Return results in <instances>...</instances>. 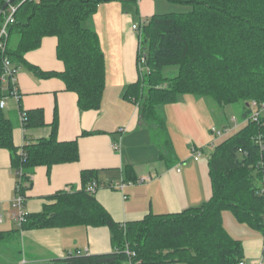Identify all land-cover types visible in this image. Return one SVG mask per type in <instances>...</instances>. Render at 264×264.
I'll return each mask as SVG.
<instances>
[{
  "label": "trees",
  "instance_id": "16d2710c",
  "mask_svg": "<svg viewBox=\"0 0 264 264\" xmlns=\"http://www.w3.org/2000/svg\"><path fill=\"white\" fill-rule=\"evenodd\" d=\"M136 0H14V22L7 27L5 55L38 78L57 77L77 95L80 110L100 108L105 88V57L96 32L82 26L98 6ZM191 6L188 12L153 14L141 24L137 63L140 74L124 97L138 108L139 125L152 130L159 157L169 164L176 154L159 107L175 103L179 95L210 98L219 106L242 104L246 124L209 152L211 195L200 206L176 213H147L141 219L117 222L86 187L97 180L96 169L80 172V187L57 191L41 211L26 213L19 230L51 227H107L111 251L76 254L62 264H239L245 261L242 242L224 228L222 211L230 210L238 222L264 238V115L249 118L250 102L264 103V0H164ZM0 25L8 13L2 10ZM12 34L18 38L9 46ZM57 38L56 56L62 71H43L25 59L44 37ZM144 61L139 65L140 57ZM176 65L177 75L165 77L163 68ZM145 69V70H143ZM2 54H0V75ZM6 95L0 81V99ZM24 129L46 124L41 108L23 110ZM13 123L0 108V148L11 155L18 172L15 193L25 197L37 166L79 160L77 139L57 138V113L50 134L18 147ZM211 131V130H210ZM94 131H83L89 135ZM124 182H136L132 164L124 166ZM26 199V197H25ZM19 230L0 231V245L18 238ZM264 259V248L263 257Z\"/></svg>",
  "mask_w": 264,
  "mask_h": 264
},
{
  "label": "crops",
  "instance_id": "0c3cea01",
  "mask_svg": "<svg viewBox=\"0 0 264 264\" xmlns=\"http://www.w3.org/2000/svg\"><path fill=\"white\" fill-rule=\"evenodd\" d=\"M130 2L101 4L81 23L97 33L105 57V88L99 109L80 110L76 93L66 90L61 79L38 78L20 66L16 75L19 105L13 98H8L3 108L13 123L14 144L22 147L49 136L50 123L57 113V138L61 141L77 139L79 147L76 162L55 164L50 169L42 165L35 168L32 185L25 192L27 213L41 211L43 203L57 191L78 189L80 172L84 169L97 170L95 196L120 223L141 219L147 213H176L197 207L211 195L207 170L189 164V157L176 155L172 165L159 157V147L151 140L147 128L139 125L137 106L124 97L126 87L137 81L140 74L137 63L139 38L132 25L146 21L164 7V0H136L135 5ZM56 45V37H44L40 47L27 52L25 59L43 71H62L64 64L56 56ZM195 99L200 102L197 97ZM181 102L186 103L185 110L187 107L192 111L198 108L194 100L185 97L169 104L178 120L183 112ZM19 107L23 110L43 109L46 124L24 129L19 119ZM179 124L185 137L197 136L194 124L187 127L180 120ZM185 127L189 132L183 130ZM120 128L124 130L120 132ZM83 131L95 133L82 135ZM117 141L119 148L114 149L112 145ZM126 164L133 165L137 181L127 182L122 190L111 187L110 184L123 181ZM17 178L18 172L11 167L10 152L0 148V231L20 228L13 218ZM256 232L259 235L251 232L248 238L241 240L246 262L263 257V235ZM0 247L11 256L10 261L0 260V264H62L61 260L70 255L101 254L112 249L107 227L82 225L19 230L16 240Z\"/></svg>",
  "mask_w": 264,
  "mask_h": 264
},
{
  "label": "rangeland",
  "instance_id": "374dc122",
  "mask_svg": "<svg viewBox=\"0 0 264 264\" xmlns=\"http://www.w3.org/2000/svg\"><path fill=\"white\" fill-rule=\"evenodd\" d=\"M164 7L159 9V11H156L157 14H163V13H169V12H188L191 10V6L187 4H178V3H171L168 1H164ZM135 5L134 1L130 2V5ZM146 23L145 20L142 21V23H139V21L136 23V25L144 24ZM17 34H12L9 39V46H15L17 41ZM145 70V69H143ZM178 68L176 65H166L163 68V75L165 77H174L177 75ZM182 97H185V99H192L195 101L196 105H198V108L195 110H191L187 107V110H185L186 106L184 102H181L182 108L180 109L182 112V115H179V120L183 122L184 124H187V127L194 124V129H196L197 136L189 137L184 136L182 134V130L179 129L182 127L181 124H179L178 117L175 116V114H172L170 111V106L163 105L159 107L160 113L164 117L166 124L169 126V131L171 132V135L173 136V146L176 152V155H178L180 158L189 157L187 162L189 164L193 163V165H198L205 170L208 173V163L207 158L209 155V152L212 151V149L219 144L221 141L232 135L234 132L241 129L245 124L247 120L241 119V107L242 104L236 103V104H227L225 106H219L214 101H212L210 98H198L200 99L199 103L196 102L195 96H192L190 94H184L178 96V102L179 99H182ZM261 114L264 115V108L261 110ZM211 126L218 128V130H223L224 128L227 129L224 134L221 136H216L214 133L210 131ZM147 128V132L150 133V137L152 134V130L149 127ZM186 132H189V128L185 129ZM192 130V129H190ZM151 140L154 142V140L151 138ZM156 144V143H155ZM195 145V146H194ZM194 149H198L201 151V154L198 158V160H193L194 155ZM182 164V162L180 163ZM184 164H182L181 167H183ZM209 177V176H208ZM207 177V179H208ZM259 186H263L264 184L259 181ZM222 221L223 226L225 230L233 237L238 240H243L244 238H248L250 236V233H256L259 235L258 232L254 231V229L250 228L244 223H240L237 221L235 216L232 214L230 210H223L222 213ZM242 242V241H241ZM11 256L4 252L2 247H0V260L4 262L10 261ZM5 263V262H4ZM251 262H247V264H250ZM165 264V263H164Z\"/></svg>",
  "mask_w": 264,
  "mask_h": 264
},
{
  "label": "built area",
  "instance_id": "2783aa9c",
  "mask_svg": "<svg viewBox=\"0 0 264 264\" xmlns=\"http://www.w3.org/2000/svg\"><path fill=\"white\" fill-rule=\"evenodd\" d=\"M38 1V0H36ZM17 5L9 4L8 5V13L5 15L1 25H0V54H2V71L0 75V81L3 84V90L5 91L6 95H4L0 99V108H5L7 99L13 98L16 104L19 105L20 101V93L16 84V75L19 72L20 66L13 64L7 55H5L6 45H7V38H8V30L7 27L14 22V12L16 11ZM140 25H132L133 29H136L138 35H140ZM144 61V58L141 56L139 59V65H141ZM251 113L249 118L251 120H258V118L262 115L261 110L264 108V103H257L256 101L250 102ZM19 119L21 126L23 125V121L25 120L24 112L19 111ZM123 128H120V132L123 131ZM211 132L214 133L216 136H221L226 132L227 129L218 130L214 126L211 127ZM120 143L114 142L112 147L114 149L119 148ZM201 151L198 149H194L193 158L196 160L199 158ZM130 183V182H128ZM127 182L121 181L120 183L110 184L111 187L116 189L122 190ZM98 188V184L96 181H92L86 187V190L89 193H95ZM262 191L264 192V187L262 186ZM25 197L20 195L19 193H15L13 196V204L15 207L13 218L19 223L23 221L24 216L26 215L25 211ZM263 248H264V238H263ZM79 254V253H77ZM239 264H247L246 261L239 262ZM250 264H264V259H259L257 261H253Z\"/></svg>",
  "mask_w": 264,
  "mask_h": 264
},
{
  "label": "water",
  "instance_id": "95a60500",
  "mask_svg": "<svg viewBox=\"0 0 264 264\" xmlns=\"http://www.w3.org/2000/svg\"><path fill=\"white\" fill-rule=\"evenodd\" d=\"M14 0H5V2L2 5V10L7 7L9 4H11Z\"/></svg>",
  "mask_w": 264,
  "mask_h": 264
}]
</instances>
